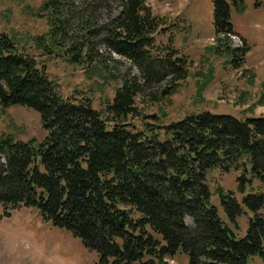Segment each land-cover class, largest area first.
<instances>
[{"label":"trees","instance_id":"obj_1","mask_svg":"<svg viewBox=\"0 0 264 264\" xmlns=\"http://www.w3.org/2000/svg\"><path fill=\"white\" fill-rule=\"evenodd\" d=\"M114 1L120 11L102 25L86 7L78 15L75 0H45L36 13L45 32L28 42L0 32V107L35 110L46 131L42 140L0 135L5 216L36 210L78 237L98 264H178L171 261L182 253L190 264H251L253 256L264 262V114L237 118L202 109L165 121L161 109L147 113L151 103H170L190 64L172 36L158 39L169 21L146 0ZM212 2V50L241 68L249 46L242 37V46L228 49L227 40L236 34L232 8L244 12L247 0ZM75 20L83 31L71 39L66 29ZM101 48L140 76L116 79ZM51 59L79 66L97 87L63 95L49 76ZM200 75L197 96L213 68ZM214 170L237 172L235 188L212 185Z\"/></svg>","mask_w":264,"mask_h":264},{"label":"rangeland","instance_id":"obj_2","mask_svg":"<svg viewBox=\"0 0 264 264\" xmlns=\"http://www.w3.org/2000/svg\"><path fill=\"white\" fill-rule=\"evenodd\" d=\"M45 0H0V32L24 37L42 34L48 28L45 20L37 15L38 7ZM213 0H146L152 12L168 19L167 32L158 37L166 42L172 36L174 45L183 53L190 64L189 76L183 81L170 103L166 99L158 104L151 103L147 113L160 109L169 119H176L196 110L206 109L217 114L233 115L243 118L264 114V0H247L246 9L239 13L233 11L232 22L235 35L227 40L228 49L240 47L245 38L249 50L243 67L233 69L228 64V56L214 53L216 42L213 33ZM77 14L82 8H88L91 17L99 24H105L109 17L116 16L120 7L117 2L100 0H75ZM85 8V9H86ZM66 29L68 37L75 39L82 35L81 22L71 21ZM65 37V36H64ZM68 42V41H66ZM32 43L34 40L32 39ZM215 45V46H214ZM224 41L220 46L223 48ZM244 46V45H243ZM35 54L39 52L31 49ZM112 75L120 78L126 73L140 76L139 71L124 57L101 48ZM49 76L56 81L63 95L74 94L75 89L88 93L89 87L96 88L94 80H87L79 66L69 65L60 59L47 62ZM213 68V78L206 84L201 96H197V81L203 80L208 68ZM168 82L158 89H164ZM107 90L103 92L106 93ZM111 91L109 92V95ZM97 96H102L98 91ZM104 97V96H103ZM100 99L95 101L99 106ZM9 133L18 140H42L46 136L39 114L24 106L0 107V135ZM212 185L222 186L224 190L234 189L237 172H210ZM239 236L246 233L247 218L243 219ZM188 226L192 220L186 219ZM190 264L188 255L178 254L171 263ZM251 264H264L259 256L250 259ZM0 264H98L97 254L88 250L81 240L71 232L55 227L44 221L40 214L32 209L20 207L10 210L8 216L0 205Z\"/></svg>","mask_w":264,"mask_h":264}]
</instances>
